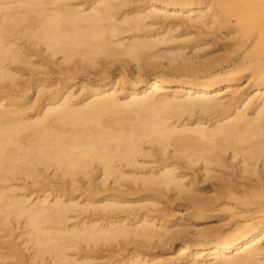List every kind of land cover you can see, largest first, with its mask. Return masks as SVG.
I'll use <instances>...</instances> for the list:
<instances>
[{
  "label": "bare ground",
  "instance_id": "6f19581e",
  "mask_svg": "<svg viewBox=\"0 0 264 264\" xmlns=\"http://www.w3.org/2000/svg\"><path fill=\"white\" fill-rule=\"evenodd\" d=\"M204 1L0 0V238L14 229L22 238L0 242V264H96L103 248L176 238V255L155 262L157 256L131 250L113 262L264 264V61L250 62L255 89L240 93L230 87L250 69L244 56L210 71L198 52L208 41L187 53L174 43L175 28L188 23L239 34L232 38L238 48L263 47L264 0ZM47 58L68 73L104 72L115 62L135 71L153 62L163 72L133 76L126 91L118 77L81 84L76 95L70 85L19 83L24 67L43 68ZM172 83L178 89L169 90ZM190 168L242 181L225 182L221 191L197 188L185 180ZM53 176L62 184L49 189ZM158 190L188 200L190 222L159 215L151 193ZM135 193L138 199L128 198ZM217 209L232 219L209 233L201 220Z\"/></svg>",
  "mask_w": 264,
  "mask_h": 264
},
{
  "label": "rangeland",
  "instance_id": "374dc122",
  "mask_svg": "<svg viewBox=\"0 0 264 264\" xmlns=\"http://www.w3.org/2000/svg\"><path fill=\"white\" fill-rule=\"evenodd\" d=\"M207 1L209 2V0H207ZM207 1L205 0L204 3L202 4V6L205 5V2H207ZM185 24H183V25H185ZM187 24H186L185 27L182 26V25H179L180 27L178 28V26H177V28L180 31L177 28H175V31L177 33L178 32H180V33H178V36L176 38V41L174 40L175 41L174 43L179 44V45L183 44L184 47H186L184 52L187 53V51L189 52V47H191V46H193L195 44H199L201 41L202 42L200 44H203L204 41H208L209 44H206L205 46H203V48L200 49V51H198V52L201 53V54H204V56L202 57L204 61H207V59H208V61H210L209 67L212 66L210 71H212L213 69H216V68H220L221 66H224L227 62H229V60H231V58H238V59L240 58L241 59L244 56V59L246 60L247 64L250 65V69L240 70L236 74V76H240L239 79L236 82H232V85H231L230 88L232 90H234L236 92H240V93L252 92L255 89V86H254L255 82H257L256 74L255 73L253 74L252 70H255L257 68L254 66V64L253 65L250 64V62H252V60H256L257 58H259L260 61H264V46L263 47L254 48V49L250 48V47L248 49H246L245 47L238 48V47H236V45L234 43H235L237 37H239V34H237V37L235 36L236 34H234V33H232V34H234V36L232 34L226 36L225 34L221 35V34L217 33L216 30H212L213 31L212 32L211 30L208 29L207 30L208 32H207V31H205L206 29L204 28L205 30L201 31L202 28H199L200 29L199 30L198 27H195V26L193 27L190 24H189V26H187ZM251 24L253 26H255V23H251ZM155 27H157V26H155ZM228 27H229V25H227V28ZM232 27H234L233 24H231L229 28H232ZM186 31L189 34H187ZM214 31L218 35L214 34ZM183 33H185L184 35H186V36H184V35L182 36ZM203 33H207V35L203 34ZM232 38L233 39L236 38V39L233 40ZM195 40H200V41H198V43H197V41H195ZM191 44H193V45H191ZM36 54H38V53H36ZM39 56H40V58H39ZM36 57H38V58H36ZM204 57H206V59ZM33 58L34 59H41V61H42L43 57L38 54L37 56L35 55ZM45 62L47 64L45 63L43 68H42V65L41 66L38 65V63L35 64L34 66L24 67V70H26V71H24V75H22L23 77L21 76L19 78V80H20L19 83L21 84V82H22V84H23V82H24V84H30L31 82H34L35 80L36 81L42 80L41 82H45V81L48 82V83L50 82L51 87L53 88L52 90H54V89L56 90L58 88H63V86L70 85V86H72V87H70V89L73 88L72 92H74V94H75V93H79L80 92L79 87H80L81 84L85 88V87H88L90 85L101 84V83L109 80L110 78L114 80L115 77H118L116 79L118 81V85L119 86L121 85L120 86L121 89H124L122 91H126L128 89V86H127L128 85V81L130 82V80L133 78V76H134V78H135V76H136V78L141 77V76L148 77V76L153 75V74H161V71L163 72V69L157 68L155 65H153V62H151L152 63L151 65L148 64V63L143 64V66H141L142 70L138 69L136 71H135V68H133V67L130 68L129 67L130 65H127V66L124 65L125 66V68H124V67H122V63L120 64V62H117V63L115 62L114 64H106L105 66H107V65L108 66L104 67L105 71L103 72V70H100L101 72L99 71V73L96 72V70H94V69H92L90 71H82V70H80L79 72L76 71V72H69L68 73V72H64V71L59 70L58 67H56L57 65H54V63H53L54 60H52V58H50L48 60H45ZM252 63H254V62H252ZM71 65L72 64H69V66H71ZM62 68H64V66ZM138 71H140V72H138ZM89 72H91V73H89ZM120 72L122 74H125V80L128 79L127 83H122L121 81H119V79H120L119 76H121V74H119ZM171 77H172L173 80H176V79L180 78L179 76H172V75H171ZM174 77H175V79H174ZM186 78L190 79L191 76H186ZM178 86H177V84L172 83L171 85L167 86V88L169 87L168 88L169 90H172V89L174 90L175 88L178 89ZM29 88H30V85H29ZM262 90L263 89H261V91ZM29 94L31 96L30 95H28V96L31 97V98L35 97V93H33L32 89L29 90ZM27 101H28V99H27ZM27 101H25V102H27ZM145 164H150V163L147 162ZM194 169L195 168L188 169V171L186 173L189 176H186L185 180H188V178H189L188 181H190V183L192 185H194L195 187H197V188H206L207 187V189H209V190L217 188L218 190L221 191V190L224 189V185L225 184H223V183H225V182L226 183H230V184H233V183L234 184H238V183H240L239 181H242L241 178H239V177L238 178L237 177L233 178V176H230L231 179H233V180H231L229 177H225L222 174H216V176L215 175H202L200 171L197 170L198 172H196V170H194ZM234 179H235V181H234ZM49 182L50 183H48V184H51V186L48 185V186L51 187V188L49 187V189H53L55 187H58V184H59V186H61V184H62L61 183L62 181L59 180L58 178H56V176L50 177V181ZM53 184H54L55 187L53 186ZM126 184L129 186V181H126L124 186H126ZM131 185H132V188H134V191H135L136 187H134V186H136V185H133V184H131ZM109 186H111V185H109ZM215 186H218V187H215ZM99 187H101V186H99ZM102 187H103V185H102ZM129 187H131V186H129ZM91 188H93V187H91ZM105 188H106V186H105ZM124 188H126V187H124ZM124 188L121 187L122 190ZM106 189H109V187L106 188ZM124 190H127V188L124 189ZM101 192L102 191H100V193ZM102 193L105 194L107 192L104 193V191H103ZM151 193L153 194L154 197H156V198L158 197L157 199L159 200V203H160V204L159 203L156 204V206H155L156 208L155 207L154 208L155 209H157V208L160 209L161 213L158 212L159 215L160 214L163 215V218L166 219V220L168 219L169 221H171L173 223L177 222L179 224L183 223L184 225H186V222H190V218H192L193 215L195 214V212L189 206V204H188L189 201L188 200H185V198H177V196L173 195V193L171 191H166L165 190V191H160V193H159V190H158V191H154V193L152 191ZM202 193H205V191H203ZM158 194H159V196H158ZM133 195H129L128 198H130L132 200H136V198L137 199L139 198V197H137L138 196L137 193H135ZM137 203L134 206L135 208H139L138 206L140 204H142L143 202H139L138 204ZM207 212H206L207 217L204 218L203 220H201V224L203 225V227L205 229L209 228L208 230L211 231L209 233L217 232L220 229L221 230L222 229L225 230L226 229V223L229 222L232 219L230 217L231 213L229 214V211H222V210L217 209V210H212V211H207ZM158 213H156V215ZM257 215H260V214H257ZM259 218H261V216H259L258 219ZM221 226H223V227H221ZM185 227L188 228V229H193L194 228V227H190V226H185ZM213 229H215V230H213ZM13 233H14V236H13ZM9 234H11V235L10 236L7 235L6 237L0 238V242L2 240H4L5 242L8 241V242H6L7 245L9 243L12 244L13 242L14 243L16 242L15 245H18L22 238L21 237H17L18 239L16 238V236H15L16 235V229H14ZM179 236H180V238L184 237L183 235L176 234V237H179ZM186 237L187 238H195L196 236L187 235ZM15 238H16V240H15ZM178 239L176 238L173 243L167 242V243H164V244L163 243H158V242L154 243L153 241L146 242V243L145 242L143 243V242H140V241H135V242L131 241L132 243L129 242L127 244L128 248L125 251H120L119 250L117 252V250L119 249V247H118V248H115V252L113 250L111 253L108 252V251H105V249L103 248L102 251L101 250H99V251L101 252V254L102 253L104 254L105 258L104 257L101 258L103 260L97 259L96 260L97 261L96 264H104V263L105 264H113L114 260H118V259L123 258L124 255H126L127 253H130L131 250H134V251L139 250V251H142V252H146L147 254H149L150 257L155 255V256H157V259H155V262H156V261H158L160 259H165L166 257L168 258L170 255H176L177 254L176 247L178 246V243L180 242V239L179 240ZM17 242H18V244H17ZM149 243H151V244L153 243L154 245L152 244L150 246ZM146 244H147L148 247L146 246ZM159 244H160V246H159ZM134 245H136V247ZM155 245H158V246L154 247ZM137 246H138V248H137ZM17 247H18L17 250L19 252H21L23 255H25V253H26V252H24L25 249H23V250L20 249V246H17ZM146 249H148V250L146 251ZM99 251L97 252V254L100 253ZM160 256H161V258H160ZM114 257L115 258L118 257V259L117 258L115 259ZM98 262H100V263H98ZM107 262H109V263H107ZM25 263H31V261L30 262L26 261Z\"/></svg>",
  "mask_w": 264,
  "mask_h": 264
}]
</instances>
